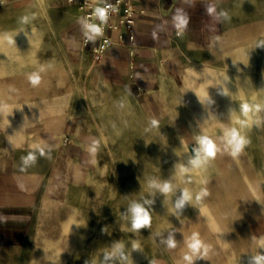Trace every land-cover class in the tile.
Returning <instances> with one entry per match:
<instances>
[{"label": "rangeland", "instance_id": "obj_1", "mask_svg": "<svg viewBox=\"0 0 264 264\" xmlns=\"http://www.w3.org/2000/svg\"><path fill=\"white\" fill-rule=\"evenodd\" d=\"M230 6L226 34L215 49L194 58L184 81L163 87L148 104L105 82L93 57L68 47L62 35L74 25L75 6L0 0V34L16 41L0 40V148L11 151L20 168L34 146L45 150L25 168L44 194L25 262L101 264L114 241L130 249L135 240L140 250L132 252L133 264H186L184 240L193 232L211 246L196 264H247L262 250L253 238L264 236V137L258 126L264 48L257 47L264 40V0H232ZM25 15L29 23L21 24ZM41 66L45 71L34 87L27 77ZM241 104L249 105L247 114ZM241 121L251 143L238 156L218 154L188 173L175 167L187 165L196 137L207 134L223 148V130L241 128ZM92 137L101 142L94 156L86 151ZM68 145L70 154L83 150L80 159L69 157ZM152 178L171 180L175 192L165 197L150 188ZM185 187L193 201L177 211L174 201ZM201 188L210 194L196 202ZM145 199L154 201L145 205L151 227L133 231L122 213ZM169 231L178 242L173 249L160 243Z\"/></svg>", "mask_w": 264, "mask_h": 264}, {"label": "crops", "instance_id": "obj_2", "mask_svg": "<svg viewBox=\"0 0 264 264\" xmlns=\"http://www.w3.org/2000/svg\"><path fill=\"white\" fill-rule=\"evenodd\" d=\"M56 2L57 6L69 4L67 0ZM125 2H129L135 9L136 44L131 45L125 25L124 41L119 40L117 32L109 31L117 44L105 51V56L96 67L105 82L127 88L129 94L142 96V100L150 104L155 101L153 94L157 91L168 84L179 85V80L183 82L194 58L213 51L226 34V19L208 15L206 5H213L217 12H227L232 0ZM125 2H122V9ZM177 9H183L189 17L187 28L179 36L173 23ZM76 10L74 25L68 34L62 35L63 39L72 51L79 49L92 57V48L96 42L85 45L82 41L83 30L78 23L82 12L77 7ZM216 101L220 102V98H216ZM227 103L228 106L229 101ZM258 111V126L264 137V100ZM68 146L66 152L70 154L68 150L71 147ZM76 149L79 150L70 154L71 159L78 160L82 156L83 150L79 147ZM43 199L44 194L36 174L26 169L21 171L18 158H13L11 151L6 153L0 148V264H30L24 261V257L28 253L29 236L38 225Z\"/></svg>", "mask_w": 264, "mask_h": 264}, {"label": "clouds", "instance_id": "obj_3", "mask_svg": "<svg viewBox=\"0 0 264 264\" xmlns=\"http://www.w3.org/2000/svg\"><path fill=\"white\" fill-rule=\"evenodd\" d=\"M118 9L115 5L105 3L104 6H97L93 9L89 16L81 17L78 23L81 25L83 35L88 42L94 43L98 37L103 36L104 27L109 19V12H116ZM206 12L210 16H214L216 19L224 18L229 19L226 11H219L211 5H206ZM34 19V17H33ZM99 20V24L93 21ZM21 24L29 23V16L25 15L20 18ZM173 23L178 30L177 35H183V32L187 28L189 23L188 14L183 9H177L176 15L173 17ZM0 40H7L10 44H16L14 36L10 33L0 34ZM257 47L264 48V40L258 42ZM45 71V67L41 66L37 71H34L28 75L29 82L35 87L41 83V73ZM222 95L226 93L221 92ZM231 111V110H230ZM240 112L247 114L249 112L248 104L240 105ZM155 119L151 120L150 125L155 127L157 125ZM241 128L227 127L223 130V135L219 137L220 142L223 144L221 148L220 143L207 134H202L196 137L197 147L193 149V155L188 158L187 165L179 164L175 167L180 173H188L198 169L204 168L212 160H214L218 154L228 153L229 155L238 156L245 147L251 143L250 139L244 134L242 128L245 126V122L241 121ZM115 127V125H113ZM100 139L96 137L91 138V143L87 145L86 151L90 155H95L100 147ZM34 151H29L27 155L21 157L23 171L25 168L33 166L37 162V152L40 156L45 155L43 147L34 146ZM50 153V150H49ZM149 187L155 189L165 197L175 192V185L171 180H159L152 178L149 180ZM207 188H201L195 193V201L200 202L202 199L209 196ZM193 201V192L189 188H182L180 195L176 197L174 201V208L177 211L185 209L186 205L191 204ZM154 203L153 200L145 199L143 203L138 201H132L126 210L122 213L126 218H130L131 228L133 231H140L141 229L150 228L152 224V214L148 207ZM259 241L261 251L249 256L247 264H264V236L259 238L254 237ZM160 243L166 245L169 249H173L177 246V240L175 239V231H169L166 237L160 239ZM131 248L127 249L126 245L122 241H114L110 251H105L102 257L101 264H133L132 252L140 250L139 244L135 240L130 241ZM187 252L183 256V261L186 264H196L197 260L204 259L210 250V245L205 243L200 235L193 232L190 237L184 240ZM151 264H156L155 261H151Z\"/></svg>", "mask_w": 264, "mask_h": 264}, {"label": "built area", "instance_id": "obj_4", "mask_svg": "<svg viewBox=\"0 0 264 264\" xmlns=\"http://www.w3.org/2000/svg\"><path fill=\"white\" fill-rule=\"evenodd\" d=\"M70 5H75L82 12V17L89 16L93 9L97 6H104L105 3L115 5L117 7L116 12H109V19L104 27V34L101 37L96 39V43L92 48V57L95 63H98L105 56V51L110 47L117 44V41L114 40L109 31L117 32L120 41H124L123 27L127 26V31L129 33V39L131 40V45L135 46L136 39L135 37V9L129 4V2H125V0H67ZM122 2H125V7L122 9ZM96 23H100L99 20L93 21ZM82 41L85 45H89L91 42H88L84 35L82 36ZM119 41V42H120Z\"/></svg>", "mask_w": 264, "mask_h": 264}]
</instances>
